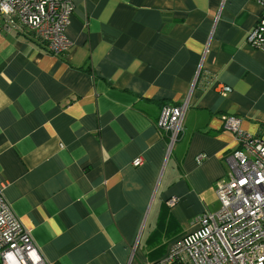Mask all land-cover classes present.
<instances>
[{
  "label": "crops",
  "instance_id": "obj_1",
  "mask_svg": "<svg viewBox=\"0 0 264 264\" xmlns=\"http://www.w3.org/2000/svg\"><path fill=\"white\" fill-rule=\"evenodd\" d=\"M72 1L59 55L0 17V187L50 264H151L218 207L214 183L238 146L220 115L264 139V52L246 40L261 8ZM186 99L168 154L156 122Z\"/></svg>",
  "mask_w": 264,
  "mask_h": 264
},
{
  "label": "built area",
  "instance_id": "obj_2",
  "mask_svg": "<svg viewBox=\"0 0 264 264\" xmlns=\"http://www.w3.org/2000/svg\"><path fill=\"white\" fill-rule=\"evenodd\" d=\"M261 12L247 35V43L264 52V0H254ZM72 0H0L3 27L31 36L53 55L67 51L66 36ZM225 96L228 85L216 86ZM188 107L184 102L163 104L156 126L168 139V154L179 134ZM222 126L238 146L225 156L230 169L214 183L218 207L204 210L193 220L196 227L169 244L157 264H264V139L242 129L241 117L221 114ZM206 155L200 153L197 160ZM140 156L133 158L140 165ZM169 206L176 198L167 201ZM0 264H50L28 228L12 210L0 187Z\"/></svg>",
  "mask_w": 264,
  "mask_h": 264
},
{
  "label": "trees",
  "instance_id": "obj_3",
  "mask_svg": "<svg viewBox=\"0 0 264 264\" xmlns=\"http://www.w3.org/2000/svg\"><path fill=\"white\" fill-rule=\"evenodd\" d=\"M178 234H176L175 235V237L177 236ZM174 236H172L171 238H169V239H167V242H169V240L170 239H172ZM167 242H165V243H167ZM154 243H156V245H158L159 243H160V237H158L157 239H155L154 240ZM156 249H158L159 251L161 250V248H156ZM165 252H166V250H165ZM165 254V253H164ZM164 256V255H163ZM158 263V261H156V262H153V263H151V264H157ZM171 264H182V263H180V262H178V261H175V262H173V263H171Z\"/></svg>",
  "mask_w": 264,
  "mask_h": 264
}]
</instances>
